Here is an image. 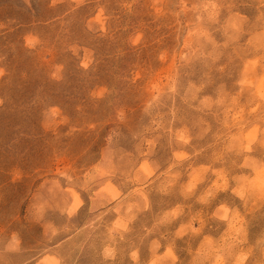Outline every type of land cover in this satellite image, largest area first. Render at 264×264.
<instances>
[{"label":"rangeland","instance_id":"1","mask_svg":"<svg viewBox=\"0 0 264 264\" xmlns=\"http://www.w3.org/2000/svg\"><path fill=\"white\" fill-rule=\"evenodd\" d=\"M0 264H264V0H0Z\"/></svg>","mask_w":264,"mask_h":264}]
</instances>
